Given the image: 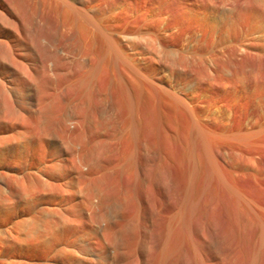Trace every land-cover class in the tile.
Returning a JSON list of instances; mask_svg holds the SVG:
<instances>
[{"label": "rangeland", "instance_id": "374dc122", "mask_svg": "<svg viewBox=\"0 0 264 264\" xmlns=\"http://www.w3.org/2000/svg\"><path fill=\"white\" fill-rule=\"evenodd\" d=\"M9 1L0 50L88 52L0 58V264H264V0Z\"/></svg>", "mask_w": 264, "mask_h": 264}, {"label": "bare ground", "instance_id": "6f19581e", "mask_svg": "<svg viewBox=\"0 0 264 264\" xmlns=\"http://www.w3.org/2000/svg\"><path fill=\"white\" fill-rule=\"evenodd\" d=\"M77 1L79 4L82 5V10L79 8H76L74 6V4L72 3H68V9L71 13V23L72 25H74L76 23V21L79 19L78 13H84L85 11H88L91 9L90 5H89V0H75ZM26 0H10L8 2V6L9 8H11L12 10H14L15 12L19 11L21 13V11L23 9L26 8ZM4 5V4H3ZM18 14V13H16ZM20 15V14H18ZM88 19V16H87ZM14 24V23H12ZM16 25V24H15ZM37 32H40L42 34L36 33L35 35H31L29 38L28 37H24L23 35H18V37L16 38V41L14 44H11L9 42H4L2 45V49L0 50V58H3L5 60V62L11 66H18L15 62V51L18 50H23L21 48L25 47L29 50L30 55L33 59H35L33 62L37 61H41L43 64V67L47 70V73H49L50 71L53 73L54 79L57 81L58 79H61V73H60V66L64 65L65 63V59L63 58V56L60 54L59 52V46H56L54 48H48L46 45V48H44L43 46H41V39L43 40L45 36H43L44 31L50 32L52 30H54L55 32V36L59 35L60 38H62V44H68V47L70 46V44L72 45L74 51H75V55L79 54H87V49H83L80 47L79 43H78V37L74 32V28H71L69 25L60 22V21H56L54 20L51 16H48V14L43 13L40 17L39 23L37 25ZM35 30V31H36ZM54 34V33H53ZM47 35V34H46ZM54 36V35H53ZM48 37V36H47ZM47 38H45L46 40ZM50 40L52 38H49ZM48 40V39H47ZM49 40V41H50ZM51 42V41H50ZM103 51V50H102ZM66 53H69L68 50H66ZM21 66H20V71H21V76L18 77V79L22 80L27 78L30 81H35L38 79V73L35 72L34 70H32L31 67L26 66L25 64H23L22 62H18ZM99 63L97 64L96 62L89 63V64H85V63H81V66L85 68V74L87 75V77L85 78V80L83 81L85 84H89L88 82L91 80V77L94 75L95 71L98 68ZM85 76V75H84ZM53 79V81H55ZM77 80L75 79H69V82L71 84H73L74 82H76ZM79 82V81H78ZM82 82V81H81ZM82 82V83H83ZM84 85V84H83ZM43 107L42 105H40L39 109L40 111H42ZM69 119H66V122ZM64 124V122H63Z\"/></svg>", "mask_w": 264, "mask_h": 264}]
</instances>
